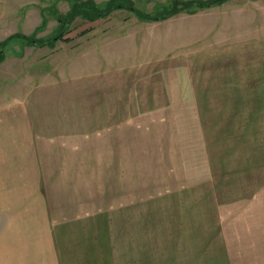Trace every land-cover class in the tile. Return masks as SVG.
<instances>
[{
    "label": "rangeland",
    "instance_id": "1",
    "mask_svg": "<svg viewBox=\"0 0 264 264\" xmlns=\"http://www.w3.org/2000/svg\"><path fill=\"white\" fill-rule=\"evenodd\" d=\"M82 1L0 0V102L28 94L48 128L51 198L47 227L32 192H1L0 248L50 230L62 264H264V0L59 36Z\"/></svg>",
    "mask_w": 264,
    "mask_h": 264
},
{
    "label": "crops",
    "instance_id": "2",
    "mask_svg": "<svg viewBox=\"0 0 264 264\" xmlns=\"http://www.w3.org/2000/svg\"><path fill=\"white\" fill-rule=\"evenodd\" d=\"M72 65L70 63V70ZM25 96L21 98L20 93H17L12 99L9 94H4V99L0 102V193H18L23 189L32 192L33 198L40 201L38 206L45 212L43 218L48 227L50 196L47 193L48 187L43 186L47 185L44 176L48 166L44 162L48 155L43 153V147L48 144V128L39 126L32 112L29 96ZM16 206L19 207L20 203H5L3 207ZM22 206L26 204L21 203ZM27 206L32 205L27 203ZM9 234L17 233L8 232L5 235ZM33 236L39 240L37 247L0 248V252H4L0 264H62L56 246L57 238L50 230L48 233Z\"/></svg>",
    "mask_w": 264,
    "mask_h": 264
},
{
    "label": "trees",
    "instance_id": "3",
    "mask_svg": "<svg viewBox=\"0 0 264 264\" xmlns=\"http://www.w3.org/2000/svg\"><path fill=\"white\" fill-rule=\"evenodd\" d=\"M223 1L225 0H207V1L192 0L187 2L174 0L169 7L161 10L160 13H158L160 16L151 17L146 12H141L138 11L137 9L134 10L130 6V1L128 0H109L107 2V6L105 7V9H99L93 1L85 0L82 2L74 3L68 15L64 17L62 20H60V23L62 25V31L60 32L59 36H62L63 34L69 31V28L72 25L75 18H82L87 21H95L97 19H103L107 17L112 10L118 8L129 9L130 12L135 13V15L140 21L148 22L154 20H163L168 16L176 15L177 13L182 11L191 12L190 10L193 6H195L196 8H202V7L209 8L213 5L221 4V2ZM54 41L56 40H52L51 42ZM32 43L37 44V42L35 41H32Z\"/></svg>",
    "mask_w": 264,
    "mask_h": 264
},
{
    "label": "water",
    "instance_id": "4",
    "mask_svg": "<svg viewBox=\"0 0 264 264\" xmlns=\"http://www.w3.org/2000/svg\"><path fill=\"white\" fill-rule=\"evenodd\" d=\"M56 38H54L53 40H55Z\"/></svg>",
    "mask_w": 264,
    "mask_h": 264
}]
</instances>
